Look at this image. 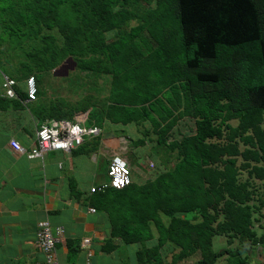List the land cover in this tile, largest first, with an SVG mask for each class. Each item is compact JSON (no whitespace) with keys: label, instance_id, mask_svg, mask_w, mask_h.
<instances>
[{"label":"trees","instance_id":"1","mask_svg":"<svg viewBox=\"0 0 264 264\" xmlns=\"http://www.w3.org/2000/svg\"><path fill=\"white\" fill-rule=\"evenodd\" d=\"M14 49L20 101L23 80L33 76L41 95L42 76L66 59L111 78L100 105L86 101L69 113L55 106L42 121L89 110L99 129L135 126L132 149L155 137L176 153L172 167L143 183L131 170L126 187L91 193L111 237L142 245L139 263L160 264L169 244L179 249L175 260L198 253L196 264H213L227 254L245 264L248 247L264 243V0H0V64ZM179 124L190 134L176 139ZM216 236L239 246L214 251Z\"/></svg>","mask_w":264,"mask_h":264},{"label":"crops","instance_id":"2","mask_svg":"<svg viewBox=\"0 0 264 264\" xmlns=\"http://www.w3.org/2000/svg\"><path fill=\"white\" fill-rule=\"evenodd\" d=\"M2 74L0 70V264L44 263L43 253L36 244L41 221H48L53 230L63 229V237L56 245L61 263L144 264L137 261L141 244L125 245L119 238L111 237L108 215L102 211L90 212L93 208L90 189L106 181L99 172L101 163L105 161L108 165L112 156L119 155L121 147L125 151L127 138L134 141L139 137L136 127L126 126L130 127L128 133L121 135V125L107 123L100 128L98 136L86 138L73 152L51 151L41 158H29L26 152L15 153L9 141L16 139L25 149L34 146L35 130L45 115L38 104L39 96L32 102L8 98L3 92ZM20 87L25 88L24 80ZM134 153V160L125 157L133 168L141 161ZM131 170L134 171L132 180L143 183L145 177ZM135 175L139 177L136 179ZM216 238L219 250L239 246L236 239ZM83 239H89V243L83 245ZM156 243L154 236L144 246L150 248ZM212 244L217 251L214 239ZM178 253L179 249L164 245L160 250V264H196L200 258L196 253L175 260ZM242 258H246L245 264H264V243L248 247ZM233 262L225 254L213 264Z\"/></svg>","mask_w":264,"mask_h":264},{"label":"rangeland","instance_id":"3","mask_svg":"<svg viewBox=\"0 0 264 264\" xmlns=\"http://www.w3.org/2000/svg\"><path fill=\"white\" fill-rule=\"evenodd\" d=\"M135 24L136 21H130L127 28L134 26ZM115 35L116 31H111L105 34V38L109 40ZM4 50L5 47L3 49V53ZM14 50L15 55L13 58H11L10 56L7 57V54H4L5 58L8 59L10 57V62L7 60V63L0 64V70L2 69V71H4L5 73L10 74L12 79L15 78L19 80L21 78H18L20 76L18 73H11L12 71L15 72L21 64L20 51L16 49ZM14 53L13 50L9 52L10 55H13ZM42 79L43 83L40 85L42 93L41 95H38V104L42 107V113L44 115L50 113V108H55V106H57V108H60L59 111L61 113H69V111H73L78 106L86 104V101H92L96 105H100L99 103L102 102L108 94L109 83L111 80L108 74H97L91 71H85L77 68L76 63L72 59H66L63 63H61V65L44 74L42 76ZM229 123L231 124V126H236L238 124L236 119L229 121ZM106 124L107 122H102V127H105ZM187 126L191 127L192 122H188ZM128 128L130 127H126L125 129L127 130L122 133L120 129L123 128L121 127L119 129L120 134L124 135L125 132L128 133ZM130 132L131 131H129V133ZM181 132L183 134H190V130L188 127L184 126V124H179L178 129L175 131L174 137L176 136V139L180 138L179 134ZM131 134L133 135L132 132ZM225 136H227V134H225ZM153 138L155 139V137ZM153 138H151V140H154ZM151 140L149 139L146 146L142 148L138 147L135 150L132 149L131 146H129V141L127 140L128 144H124L126 150L123 151L122 147L119 150V156L123 158L127 156L129 160L133 158L134 151L138 156L141 157L139 166L133 165L135 168H133L131 165L130 166L137 172V175L142 174L145 178L151 176L153 177L152 174L159 172L161 169L163 170L164 168L172 167L177 158L175 152L169 153L164 148L156 146L155 142ZM140 152L143 154L141 155ZM148 161H152L154 163L153 169H149ZM106 168L107 165L104 161L101 163L99 172L103 174V178H105V180L108 178L106 174ZM137 175H135L136 179L139 177ZM244 177L245 174L242 173L241 178ZM254 185L257 186L259 190H261V186L258 185V183L255 182ZM214 249L219 251V239L217 240L216 237L214 238Z\"/></svg>","mask_w":264,"mask_h":264},{"label":"built area","instance_id":"4","mask_svg":"<svg viewBox=\"0 0 264 264\" xmlns=\"http://www.w3.org/2000/svg\"><path fill=\"white\" fill-rule=\"evenodd\" d=\"M2 88L8 98H16L14 86L16 82L2 74ZM26 102L37 99V86L33 76L28 77L25 82ZM88 113L78 112L72 120L48 118L42 121L35 130V145L25 149L19 141L11 139L10 148L15 153L26 152L29 158H41L47 152L62 151L73 152L80 148L85 139L96 137L100 129L88 122ZM149 169L154 168V163L148 161ZM107 180L99 186L92 187L90 193L104 190L106 188L122 189L129 185L131 180V168L123 157L114 155L110 158L107 166ZM90 212H95L94 208ZM63 237V229L51 228L48 221H41L37 227L36 244L43 253L44 263L42 264H66L58 260L57 243ZM89 243V239H83L82 244Z\"/></svg>","mask_w":264,"mask_h":264},{"label":"clouds","instance_id":"5","mask_svg":"<svg viewBox=\"0 0 264 264\" xmlns=\"http://www.w3.org/2000/svg\"><path fill=\"white\" fill-rule=\"evenodd\" d=\"M125 159V158H124ZM152 162V161H151ZM129 164V163H128ZM130 166V165H129ZM131 168V167H130Z\"/></svg>","mask_w":264,"mask_h":264}]
</instances>
